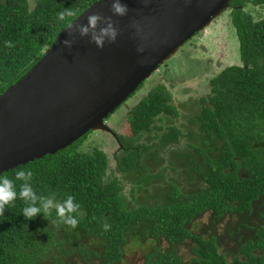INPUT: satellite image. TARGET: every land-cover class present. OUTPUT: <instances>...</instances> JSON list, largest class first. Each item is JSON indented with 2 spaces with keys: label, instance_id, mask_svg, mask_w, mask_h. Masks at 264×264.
Wrapping results in <instances>:
<instances>
[{
  "label": "trees",
  "instance_id": "1",
  "mask_svg": "<svg viewBox=\"0 0 264 264\" xmlns=\"http://www.w3.org/2000/svg\"><path fill=\"white\" fill-rule=\"evenodd\" d=\"M95 1L0 0V94ZM68 9L75 15L59 21ZM224 12L242 64L213 75L208 97L189 104L176 105L165 84L155 85L126 114L125 149L115 170L105 151L81 150L85 135L0 174L14 179L16 171L30 169L38 193L57 200L72 195L82 213L75 228L55 212L52 222L42 214L26 220L17 199L0 216V264H121L130 245L146 240L154 245L144 264H264V0H230ZM176 152L189 170L174 181L165 173ZM170 185L164 200L152 192ZM206 212L208 224L196 232L195 221ZM187 240L188 262L178 249Z\"/></svg>",
  "mask_w": 264,
  "mask_h": 264
},
{
  "label": "water",
  "instance_id": "2",
  "mask_svg": "<svg viewBox=\"0 0 264 264\" xmlns=\"http://www.w3.org/2000/svg\"><path fill=\"white\" fill-rule=\"evenodd\" d=\"M230 0H123L129 12L113 17L121 28L102 50L79 38L60 43L68 26L86 23L111 0H98L56 36L43 56L0 94V174L55 154L89 131L111 132L107 117L178 50L208 27ZM137 49H142L138 52Z\"/></svg>",
  "mask_w": 264,
  "mask_h": 264
},
{
  "label": "rangeland",
  "instance_id": "3",
  "mask_svg": "<svg viewBox=\"0 0 264 264\" xmlns=\"http://www.w3.org/2000/svg\"><path fill=\"white\" fill-rule=\"evenodd\" d=\"M239 49V41L235 28L229 22V17L226 12H223L218 18L213 20L208 27L198 33H195L191 39L187 40L185 44L178 50V52L173 57H171L170 60L165 62L163 65H160L157 71H155L149 79L145 80L140 85V87L132 95H130V97L125 101V105L129 107L134 105L150 90H152L155 85L161 83H164L165 85L167 84L169 89L173 90L174 88L172 85H175L172 84L173 81L174 83H182L185 85L186 88H184V92H186V89H190V86L193 88L196 87L200 91L201 97L204 96V98H207L211 89L209 80L213 75L219 73L227 66L242 64ZM182 95L183 94H179L178 97L180 98ZM125 110L126 108L116 109L110 114L108 119V124L115 126V130L120 132V134L128 133L129 126L127 123ZM80 148L83 151H89L93 148L106 150L108 156L111 159V169H116L117 161L113 154L117 148L114 143L108 139L107 135L96 131H90L87 136L83 138ZM144 153L141 155V160L143 159L144 161H141V168L144 171H147L149 169V163H146V160L149 156L146 154L145 157ZM155 153L157 154V152ZM171 155L172 157H170L172 163L169 166V170L174 168V166L177 164V171L170 172V176L168 170L165 175L169 176L170 179H173L174 181H177L179 178H185L183 176H186L185 171L187 169L189 170V168L187 167L185 171L182 169L184 166L182 162L183 158L181 157L182 152H176ZM165 161L168 164V159H165ZM150 168L152 170H157V167L151 166ZM177 172H179L181 177L177 176ZM191 182L192 184L196 183L194 180ZM181 183H183V179ZM128 187L129 185H127V188ZM123 190H125V186ZM163 190L170 192L173 191L172 186L170 185L169 187L162 189L160 187H156L152 192L159 194L161 199L164 200ZM208 221L209 212H206L195 221L196 224L194 229L196 232H199L201 226H203L204 223L208 224ZM159 244L160 248L163 249L166 246V241L162 239ZM153 245L154 244L148 242L147 240L141 245H130L125 252V256L121 264H144L146 255L152 252ZM190 245H192V243L187 240L181 245L180 248H178L180 250V254L185 256L184 260L186 262H188L189 256H192L189 251ZM44 261H46L45 264H48L47 259Z\"/></svg>",
  "mask_w": 264,
  "mask_h": 264
},
{
  "label": "clouds",
  "instance_id": "4",
  "mask_svg": "<svg viewBox=\"0 0 264 264\" xmlns=\"http://www.w3.org/2000/svg\"><path fill=\"white\" fill-rule=\"evenodd\" d=\"M102 3V0H98ZM111 16H105L101 11L94 12L87 16L86 23H74L67 28V35L60 42L63 47L71 49L76 42L77 34L79 38H89V43L94 44L98 49H103L106 45L115 44L121 35V28L113 17H126L129 9L123 0H111ZM75 13L68 9L58 14L59 21H65ZM4 46L13 47L12 41H5ZM142 52V49H137ZM87 135V134H86ZM33 171L30 169H20L15 172L14 179L0 175V216L4 215L7 206L14 204L17 199L24 202L25 206L22 215L26 220H33L39 215L47 220L53 212L60 222L72 228L77 227L78 218L82 215L81 205L76 202L75 197L67 195L63 200H57L54 195H43L34 188ZM16 181H22L17 188ZM50 221V220H49ZM52 222V221H50ZM111 226L108 223L103 225L105 231Z\"/></svg>",
  "mask_w": 264,
  "mask_h": 264
},
{
  "label": "flooded vegetation",
  "instance_id": "5",
  "mask_svg": "<svg viewBox=\"0 0 264 264\" xmlns=\"http://www.w3.org/2000/svg\"><path fill=\"white\" fill-rule=\"evenodd\" d=\"M169 82V81H168ZM167 83V82H166ZM164 84V83H163ZM172 84H175V85H172V87L174 88L173 90H170L168 85L166 84L167 88H168V91L170 90V93L172 94V98L176 97L175 99L173 98L174 102L176 105H179L180 103H190L192 101H197V100H202L204 98V96L201 97V93L200 91L196 88V87H192L190 86V89H186V92H184V88L185 85H183L182 83H174V81L172 82ZM188 87V86H187ZM192 87V88H191ZM189 88V87H188ZM174 91V93H173ZM179 94H183L180 98L178 97ZM203 95V94H202ZM178 97V98H177ZM179 103V104H177ZM134 106V105H132ZM132 106H127L125 105V102L119 106L118 108H126L125 110V115L127 114V112L132 108ZM117 108V109H118ZM181 110V109H180ZM183 110V109H182ZM110 115L107 117L106 119V122L108 123V119H109ZM127 119V118H126ZM159 124V123H158ZM160 125V124H159ZM110 126V129L115 133V135L111 132H99V131H96V132H99V133H102V134H105L108 136V139L114 143V145L116 146V151L114 152L113 156H115V159H116V155L121 152L122 150L125 149V147L123 146V144L121 143V139H120V136H125V134H120V132H117L115 130V126L113 125H109ZM185 130L183 131L182 130V133H184ZM160 133V132H159ZM144 139L146 137H143ZM181 142L179 143H182V137H180ZM102 150V149H101ZM103 151L106 152V150L103 149ZM107 153V152H106ZM108 154V153H107Z\"/></svg>",
  "mask_w": 264,
  "mask_h": 264
}]
</instances>
